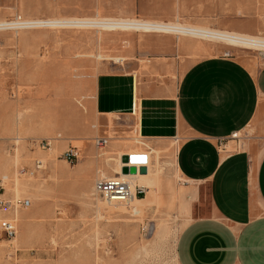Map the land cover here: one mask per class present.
<instances>
[{"label": "rangeland", "instance_id": "1", "mask_svg": "<svg viewBox=\"0 0 264 264\" xmlns=\"http://www.w3.org/2000/svg\"><path fill=\"white\" fill-rule=\"evenodd\" d=\"M98 14L264 35V0H0V21ZM125 32L131 31L0 29V200L8 202L0 221L15 218L17 225L13 239L0 227V264H179L178 239L197 216L199 202L191 182L174 167L171 151L154 149L160 152V166L152 161V173L163 168L159 194L135 215L128 206L103 208L106 202L94 189L96 180L114 175L116 162H107L109 155L138 148L155 156L153 148L134 142L133 132L120 125L123 119L93 110L96 77L139 64L146 73L141 77L162 81L150 67L152 57H162V37L172 42L178 60L171 73L175 81L203 57L225 55L255 64L264 62V49ZM121 57L123 64L116 62ZM254 136L245 130L231 138L226 150L251 148L258 160L264 141H252ZM96 137L108 138L104 149L96 147ZM46 138L61 142L43 149L39 144ZM174 143L170 147L176 148ZM68 144L80 149L75 164L61 155ZM42 159L44 166L38 168ZM146 195L144 190L139 198ZM24 199L31 202L27 208H10L9 203Z\"/></svg>", "mask_w": 264, "mask_h": 264}, {"label": "crops", "instance_id": "2", "mask_svg": "<svg viewBox=\"0 0 264 264\" xmlns=\"http://www.w3.org/2000/svg\"><path fill=\"white\" fill-rule=\"evenodd\" d=\"M161 40L162 57H152L150 67L162 81L141 77L139 64L100 72L92 108L123 119L122 128L139 133L149 147L171 151L174 167L191 182L198 214L180 233L179 264H264V154L256 160L251 148L226 150L234 134L248 129L252 141H264V62L207 56L175 81L174 47Z\"/></svg>", "mask_w": 264, "mask_h": 264}, {"label": "bare ground", "instance_id": "3", "mask_svg": "<svg viewBox=\"0 0 264 264\" xmlns=\"http://www.w3.org/2000/svg\"><path fill=\"white\" fill-rule=\"evenodd\" d=\"M46 26L87 28V29H96L98 31L106 30V31L167 32V33H173L176 35L194 36V37H200V38H206V39L219 40L223 42H229V43L243 46L246 48L264 49V35L223 30V29L212 28L209 26L182 24L179 21H175V22L151 21V20L127 18V17H111V16L107 17V16H102L101 14H98L97 17L95 18H47V19L29 18V19L20 20V21L19 20L18 21H0V29L32 28V27H46ZM120 61H122V58H116V62H120ZM134 135L135 136L132 139H134V142L136 144L144 145V146H147L149 149H151V147H149L145 143L144 139L140 138L139 133H134ZM46 139L51 140V145L49 146L50 150L55 147L56 142H58V144L61 142V141H58V139L56 138H46ZM105 147L99 148V149L102 150ZM81 149H82V146H81ZM136 149L134 148L132 149V151L120 152L117 154V157L109 155L106 158L107 162L109 161H114V163L116 162V166L113 163L115 166L113 169L114 175L110 176L109 178H114L117 176L125 180H128L132 183L133 190L136 187H140L142 188L143 191L145 190L147 195L144 198H139V196H134V197H131L126 202H110L103 198L106 202L103 208L109 209L113 206H116V208L118 209L119 205L128 206L131 210V213L133 212L135 215L139 211V206H144L145 204L154 202L152 200L153 196L154 195L156 196L157 194H159L158 193L159 192L158 186L160 184L159 179H160L161 173L163 174V168L157 169L155 172L152 173L151 164H152V161H155L156 165L159 164L160 152L154 149H151L155 153V156L152 157L151 155L152 152L148 154L146 153V151L143 152L141 151V149L140 151ZM125 155L129 157L131 156L128 162H124L122 160L123 156ZM134 156H142V157H145L146 160L144 162L133 161L132 157ZM39 163L41 164H38L37 166L38 168H41L44 166L43 159L40 160ZM124 166H127V167L134 166L138 169H140L141 167H146L147 171L145 173H142L140 171H136L134 173L132 172L123 173L122 168ZM68 175L69 174L66 173V176ZM6 180L7 178H3L4 183ZM17 202L18 200H15V203H9L10 208H13L15 212L19 209V207H17L19 205L17 204ZM4 203L5 204L2 207H0V210H5L6 208L5 205L8 204V202H4ZM14 205L16 207H14ZM101 205L103 204L101 203ZM4 220L12 221L16 225L15 218H12V219L5 218V219H1L0 227H1L2 221ZM16 234H17V225H16V233L14 234V236H12L11 238L8 236L7 237L10 239H13L16 236Z\"/></svg>", "mask_w": 264, "mask_h": 264}, {"label": "built area", "instance_id": "4", "mask_svg": "<svg viewBox=\"0 0 264 264\" xmlns=\"http://www.w3.org/2000/svg\"><path fill=\"white\" fill-rule=\"evenodd\" d=\"M233 137H237L236 134H234ZM94 143L96 147L103 148L107 146L108 138L96 137ZM50 145V139H43L39 144V146L43 149L49 147ZM61 155L69 163L75 164L80 159V149L77 146L68 144L67 148L63 151ZM137 171H140V169L137 168ZM94 188L95 191L98 192L105 200L110 202H126L131 197H140L142 195V192H144L140 187H136L133 190L132 183L121 177L98 179L94 184ZM4 204L5 203L0 200V207H2ZM17 204H19L17 207L25 208L29 206L30 201L28 199L18 200ZM14 207L16 206L14 205ZM1 227L2 230L6 233V235L10 238L16 233V225L12 221H2Z\"/></svg>", "mask_w": 264, "mask_h": 264}, {"label": "water", "instance_id": "5", "mask_svg": "<svg viewBox=\"0 0 264 264\" xmlns=\"http://www.w3.org/2000/svg\"><path fill=\"white\" fill-rule=\"evenodd\" d=\"M130 158H131V156L129 157V156H127V155H125V156H123V158H122V160L124 161V162H128V160H130ZM137 171V168L136 167H134V166H132V167H127V166H124L123 168H122V172L123 173H130V172H136ZM147 170H146V167H141L140 168V172H142V173H145Z\"/></svg>", "mask_w": 264, "mask_h": 264}, {"label": "snow or ice", "instance_id": "6", "mask_svg": "<svg viewBox=\"0 0 264 264\" xmlns=\"http://www.w3.org/2000/svg\"><path fill=\"white\" fill-rule=\"evenodd\" d=\"M132 159L134 161L138 160V161H141V162H144L146 160V158L142 157V156H134V157H132Z\"/></svg>", "mask_w": 264, "mask_h": 264}, {"label": "clouds", "instance_id": "7", "mask_svg": "<svg viewBox=\"0 0 264 264\" xmlns=\"http://www.w3.org/2000/svg\"><path fill=\"white\" fill-rule=\"evenodd\" d=\"M134 161V160H133ZM136 161H138V160H136Z\"/></svg>", "mask_w": 264, "mask_h": 264}, {"label": "trees", "instance_id": "8", "mask_svg": "<svg viewBox=\"0 0 264 264\" xmlns=\"http://www.w3.org/2000/svg\"><path fill=\"white\" fill-rule=\"evenodd\" d=\"M142 197V196H141Z\"/></svg>", "mask_w": 264, "mask_h": 264}]
</instances>
